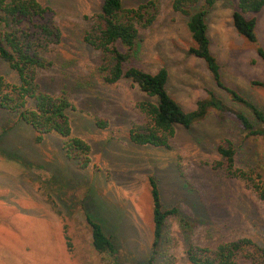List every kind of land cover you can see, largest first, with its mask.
Instances as JSON below:
<instances>
[{
  "label": "rangeland",
  "instance_id": "1",
  "mask_svg": "<svg viewBox=\"0 0 264 264\" xmlns=\"http://www.w3.org/2000/svg\"><path fill=\"white\" fill-rule=\"evenodd\" d=\"M37 1L48 12L20 29L41 36L32 25L46 21L53 34L36 47L46 65L35 69V83L42 92L67 98L71 135L88 145L89 161L80 168L53 132L34 142V130L0 108V264H159L165 258L189 264L185 250L190 245L213 249L245 237L264 247V198L228 175L216 151L229 140L233 167L257 174L264 184V137L246 134L230 109L242 112L255 128L259 122L248 108L230 101L202 60L188 52L186 17L171 8V0H120L125 9L152 2L153 20L136 25L140 42L131 64L150 73L165 68L166 90L183 110L192 109L207 89L227 108L208 109L188 127L175 125L167 147L129 141V128L145 123L137 103L155 99L126 78L106 83L100 53L83 38L102 0ZM236 4L217 0L208 10L209 50L222 82L264 114V86L253 84L264 79L256 54L257 46L264 51V5L244 13L255 18L256 42L250 43L232 26ZM8 29L0 21V35ZM0 76L17 81L2 59ZM148 176L157 184L163 208L177 210L165 218L152 259ZM85 212L113 243L112 257L92 248Z\"/></svg>",
  "mask_w": 264,
  "mask_h": 264
},
{
  "label": "trees",
  "instance_id": "2",
  "mask_svg": "<svg viewBox=\"0 0 264 264\" xmlns=\"http://www.w3.org/2000/svg\"><path fill=\"white\" fill-rule=\"evenodd\" d=\"M216 1L171 0L170 5L174 11L186 17V27L192 40L188 52L202 60L214 85L220 88L230 101L248 108L259 122V126L255 128L242 112L230 109L240 127L246 134L264 137V114L244 96L222 82L219 65L209 50L205 17ZM263 5L264 0H237V9L231 13L235 32L250 43L256 42L255 18H247L244 13H256ZM150 8L151 1L140 4L135 9H125L120 0H102L99 12L83 38L100 53L101 73L106 83L126 78L140 91L155 99L154 102L143 100L137 103V108L145 117V123L129 128V141L137 145L167 147L168 138L173 135L175 125L188 127L202 118L208 109L222 112L227 107L207 89L205 97L196 101L192 109L183 110L166 90L165 68L160 67L150 73L131 64L140 42L136 25L146 26L153 20V14L149 13ZM48 10L37 0H0V21L9 28L0 35V59L7 63L17 77V81L11 83L0 76V108L16 113L20 121L28 124L35 132L33 139L36 143L41 141L43 134L49 132L60 136L65 155L73 159L80 168H84L89 161V147L83 140L71 135L66 115V109L70 107L67 98L63 94L53 96L42 92L35 83V69L46 65L36 47L42 46L41 39L51 36L53 30L46 21L32 25L41 36L20 29L21 23L42 19ZM256 54L264 67V51L261 47H256ZM253 84L264 86V79ZM216 151L223 160L228 175L242 180L258 198H264V184L258 175L233 167L234 149L229 140L218 144ZM147 181L151 201L152 259L159 248L165 218L176 216L177 210L175 207L163 208L154 178L148 176ZM84 220L89 227L92 248L98 253L112 257L113 243L100 223L88 212H85ZM178 220L182 224L186 223L182 218ZM185 255L189 264H241L239 259L248 260L251 264H264V247L245 237L217 244L213 249L190 245L186 248ZM111 264H115L114 260ZM159 264L172 263L170 259L165 258Z\"/></svg>",
  "mask_w": 264,
  "mask_h": 264
}]
</instances>
